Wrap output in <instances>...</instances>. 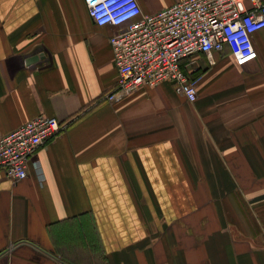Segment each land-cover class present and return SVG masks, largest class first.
<instances>
[{"label": "crops", "instance_id": "0c3cea01", "mask_svg": "<svg viewBox=\"0 0 264 264\" xmlns=\"http://www.w3.org/2000/svg\"><path fill=\"white\" fill-rule=\"evenodd\" d=\"M115 31L84 0H0V138L61 126L25 180L0 171V264H264V30L249 66L195 58L194 103L169 82L108 102Z\"/></svg>", "mask_w": 264, "mask_h": 264}, {"label": "built area", "instance_id": "2783aa9c", "mask_svg": "<svg viewBox=\"0 0 264 264\" xmlns=\"http://www.w3.org/2000/svg\"><path fill=\"white\" fill-rule=\"evenodd\" d=\"M98 27L116 31L109 45L118 74L110 103L143 87L173 83L176 92L194 103L197 98L195 58L208 60L228 48L234 64L244 68L258 54L255 34L264 30L261 0H183L155 14H143L137 0H84ZM56 119L40 117L0 138V171L19 183L38 149L60 132Z\"/></svg>", "mask_w": 264, "mask_h": 264}, {"label": "water", "instance_id": "95a60500", "mask_svg": "<svg viewBox=\"0 0 264 264\" xmlns=\"http://www.w3.org/2000/svg\"><path fill=\"white\" fill-rule=\"evenodd\" d=\"M44 56L43 55H37L35 57H32L27 60L26 65H33L34 63L38 62L39 60H43Z\"/></svg>", "mask_w": 264, "mask_h": 264}, {"label": "rangeland", "instance_id": "374dc122", "mask_svg": "<svg viewBox=\"0 0 264 264\" xmlns=\"http://www.w3.org/2000/svg\"><path fill=\"white\" fill-rule=\"evenodd\" d=\"M198 76H195V77H193V78H197Z\"/></svg>", "mask_w": 264, "mask_h": 264}, {"label": "trees", "instance_id": "16d2710c", "mask_svg": "<svg viewBox=\"0 0 264 264\" xmlns=\"http://www.w3.org/2000/svg\"><path fill=\"white\" fill-rule=\"evenodd\" d=\"M196 80V78H194Z\"/></svg>", "mask_w": 264, "mask_h": 264}]
</instances>
